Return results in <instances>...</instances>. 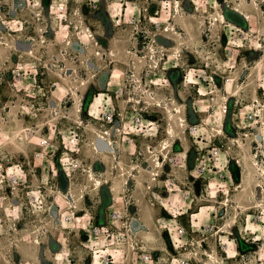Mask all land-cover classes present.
Here are the masks:
<instances>
[{"label": "rangeland", "instance_id": "obj_1", "mask_svg": "<svg viewBox=\"0 0 264 264\" xmlns=\"http://www.w3.org/2000/svg\"><path fill=\"white\" fill-rule=\"evenodd\" d=\"M0 264H264V0H0Z\"/></svg>", "mask_w": 264, "mask_h": 264}, {"label": "bare ground", "instance_id": "obj_2", "mask_svg": "<svg viewBox=\"0 0 264 264\" xmlns=\"http://www.w3.org/2000/svg\"><path fill=\"white\" fill-rule=\"evenodd\" d=\"M242 14L244 15V17L245 18H247V14L246 13H244V12H242ZM175 30V29H174ZM174 33H178V32H175L174 31ZM232 93H233V95H235V91L233 90V91H231ZM224 108H227V106H224ZM225 110V109H224ZM172 111V110H171ZM173 113V112H172ZM181 119V121L183 120L182 118H180ZM168 133H169V135L170 136H172V137H174V133H175V129H174V126L173 125H170L169 126V128H168ZM101 139H105V137H103V136H100V137H98V138H96V139H94V144H95V147H96V151L97 152H100V153H104V152H111L114 156H116V159L118 158V156H117V152H116V147H115V143L113 142V140L110 138H108V139H105L106 140V144H107V148L106 149H104V148H101L99 145H98V141L100 142V140ZM98 140V141H97ZM170 146V141H169V139L168 138H166L164 141H163V144L159 147V149L158 150H156V149H154V150H156V153L153 155V158H152V165H153V167H157V166H160L161 165V163H162V159L164 158V157H167V153H168V147ZM112 155V156H113ZM256 162V159L254 160V163ZM118 163H120L121 165H120V167H118L117 165L116 166H114V167H112L113 165L111 164V168H116V167H118V168H124V166H123V163H121V162H119L118 161ZM253 163V164H254ZM150 168V167H149ZM139 169H141V170H139L140 172L142 171H147L148 172V169L146 168V167H144V166H140V168ZM150 170V169H149ZM93 172V171H92ZM129 176H130V178H132L133 176H135V174H134V172L132 171V170H130V173H129ZM88 177H89V180H92L93 182H94V184L96 185V188H100L101 186H102V184H103V181L102 180H100L99 178H96V176L95 175H93L92 173H91V171H89V173H88ZM128 179V178H127ZM71 182L69 183V185L71 186ZM72 187V186H71ZM71 194H72V190H71Z\"/></svg>", "mask_w": 264, "mask_h": 264}, {"label": "built area", "instance_id": "obj_3", "mask_svg": "<svg viewBox=\"0 0 264 264\" xmlns=\"http://www.w3.org/2000/svg\"><path fill=\"white\" fill-rule=\"evenodd\" d=\"M198 131V127L197 126H192L191 127V132H193V133H196ZM128 140H130V139H128ZM130 142H131V140H130ZM40 143L42 144V145H44V144H47V140L46 139H42L41 141H40ZM219 147H215L214 148V152H212L213 154L214 153H217L218 152V149ZM114 156V155H113ZM115 158H116V156H114ZM202 159H204V158H201L200 156H197V155H194V157H193V164H195V165H197V170H198V172H199V174H202V173H204L205 172V167L203 166V163H204V160H202ZM116 162L118 163V160L116 159ZM154 176V175H153ZM154 179V178H153ZM153 193L155 192V191H152ZM162 203V202H161ZM163 204V203H162ZM161 204V205H162ZM163 206H164V204H163ZM125 210V209H124ZM122 214L119 212V211H115L114 213H113V216L114 217H119V216H121ZM168 228V227H167ZM168 230H169V232H171V230H170V228H168ZM183 230H181L180 232H182ZM92 232L94 233V234H99V233H102V232H106V233H108L109 232V228L107 227V226H104V227H99V226H93V228H92ZM172 234V233H171ZM140 259L142 260V262H150L151 260H152V258H151V254L150 253H147V252H145V251H143L142 253H141V255H140Z\"/></svg>", "mask_w": 264, "mask_h": 264}, {"label": "water", "instance_id": "obj_4", "mask_svg": "<svg viewBox=\"0 0 264 264\" xmlns=\"http://www.w3.org/2000/svg\"><path fill=\"white\" fill-rule=\"evenodd\" d=\"M194 155H195L194 153L191 154V157H190V159H189V163H190V164H193V157H194ZM55 245H56V244H55Z\"/></svg>", "mask_w": 264, "mask_h": 264}, {"label": "crops", "instance_id": "obj_5", "mask_svg": "<svg viewBox=\"0 0 264 264\" xmlns=\"http://www.w3.org/2000/svg\"><path fill=\"white\" fill-rule=\"evenodd\" d=\"M113 160L115 161V157L113 156ZM162 207V206H161Z\"/></svg>", "mask_w": 264, "mask_h": 264}]
</instances>
